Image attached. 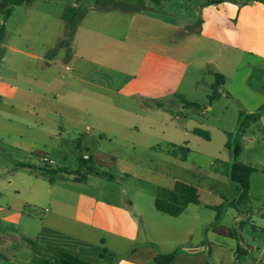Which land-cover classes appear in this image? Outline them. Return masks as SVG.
I'll return each instance as SVG.
<instances>
[{
	"label": "crops",
	"instance_id": "0c3cea01",
	"mask_svg": "<svg viewBox=\"0 0 264 264\" xmlns=\"http://www.w3.org/2000/svg\"><path fill=\"white\" fill-rule=\"evenodd\" d=\"M71 1L78 9L77 30L65 47L59 43L69 7L55 17L33 1L15 7L7 21L0 13V147L9 143L17 153L16 167L0 169V264H61L59 249L91 264H251L258 250L253 264H264L259 239L252 246L244 231H232L222 215L217 219L215 208L223 205L227 214L233 208L215 190L214 203L204 202L199 191L200 204L174 217L156 209V197L146 205L131 197L126 180L129 170L143 166L135 158L144 155L183 162L181 136L195 135L199 127L190 125L193 118L169 116L157 102L182 96L193 65L218 68L224 86L223 65L248 66L241 82L247 84L253 72L260 88L246 86L237 98L250 114L264 106V3L165 0L157 6L143 0V7L126 9ZM16 12L17 38L9 40ZM9 52L17 58L9 61ZM16 68L17 79L8 75ZM63 130L76 139L66 142ZM75 149L107 177L83 169L51 180L44 168L65 165ZM159 163L156 173L165 178L168 163ZM73 166L61 168L78 171L79 161ZM176 182L183 181L157 186L172 189ZM251 219L238 216L235 223ZM207 224L203 240L198 230ZM252 226L264 237V226ZM170 254L169 263L157 262Z\"/></svg>",
	"mask_w": 264,
	"mask_h": 264
},
{
	"label": "rangeland",
	"instance_id": "374dc122",
	"mask_svg": "<svg viewBox=\"0 0 264 264\" xmlns=\"http://www.w3.org/2000/svg\"><path fill=\"white\" fill-rule=\"evenodd\" d=\"M34 1L36 8L54 12L53 15L55 17L63 13L65 6H72L71 0ZM143 4V0H113L107 7L117 6L126 9H138L139 7H143ZM61 18L64 20V17ZM9 24L8 38L11 40L17 38V12L9 20ZM65 51L68 52V49L66 48ZM15 58H17V54L9 52V61ZM222 67L227 73L226 78L228 82L226 86L223 85L219 89H213L215 75L221 74L217 70V67L214 70L213 65L206 64L203 68L199 65H193L181 89L182 96H186L187 98L171 95L160 101L164 104L165 109L170 112L169 114L171 115L169 116H173L175 119L177 117L185 119L193 118L190 125H196L202 130L207 131L211 136V140L207 141L191 133L187 136H181V139L186 137V140H183L184 142L181 143L182 147L191 149L186 162H182L179 157L168 158L162 153L135 158L142 161L141 164L143 166L128 171L127 186L130 196L139 198L144 205L148 203L147 200L150 197L155 199L158 183L170 185V183H167V180L170 182L173 178L186 183H192L196 187H199L201 199L204 202L214 203L216 201L218 195H213V190L223 195L228 201H233L239 199L241 195V189L234 185L229 177L233 163L237 160L239 163L256 168L257 171L250 177L251 196L240 206H229V208L233 209L228 214L225 211L222 212V216L225 225L231 228L232 231H235L237 234L244 231L243 238L248 244L254 246V238L259 239L256 243L261 249L264 245V237L253 230L252 224L264 226V119L257 121L249 117L248 114L250 113L241 105V102L237 98V96L243 95L242 90L246 86L250 88L253 85L256 88H260L259 83L261 81L252 72L247 84L242 83L241 79L250 69L248 70V66L246 68L241 67L240 62L226 64L225 67L224 65ZM59 72L66 76L68 75L65 69L61 68ZM8 75L17 79V68L12 72H8ZM214 93L218 98L211 103L210 96ZM209 106H212V109L206 110ZM153 112L156 113V118H162V115L159 116L157 111L153 110ZM11 116L17 119V116H13L12 113ZM61 118L63 119L65 116ZM64 131L61 133L66 142L69 143L76 139V135L73 133L68 135ZM161 144V146L165 147L162 141ZM237 147L240 149V155L236 159L234 150ZM165 148L168 149V147ZM178 154L181 157L180 151ZM80 156L79 150L76 151L75 149V154H71L69 161L65 165L54 166V170H60L62 166L73 168L75 163L78 165V161L80 165ZM151 160L153 164H150ZM162 160L168 163L166 168L171 171L165 177L167 180L159 173H156V171H161V167L159 166L161 163L159 162ZM16 162L17 153L11 149L9 143H6L4 148L0 147V169L16 167ZM135 163L138 162L135 161ZM108 172L117 175L116 170H108ZM112 174L109 175L113 176ZM132 187L136 190H132ZM247 215L252 217L250 221L235 223L236 217L240 216L241 220H244ZM210 225L207 224L202 230H198L199 238L206 239V231L210 228ZM244 225H246L245 230H242ZM254 254L255 257L252 256V259H250L251 264L259 258L258 250L254 251Z\"/></svg>",
	"mask_w": 264,
	"mask_h": 264
},
{
	"label": "trees",
	"instance_id": "16d2710c",
	"mask_svg": "<svg viewBox=\"0 0 264 264\" xmlns=\"http://www.w3.org/2000/svg\"><path fill=\"white\" fill-rule=\"evenodd\" d=\"M34 0H0V13L3 14L5 21L12 15L14 8L17 6L31 4ZM78 1V0H77ZM99 7H107L109 6L113 0H93ZM147 2H151L157 6H161L163 1L165 0H145ZM227 0H204V5L209 4H220ZM242 1L243 3H249L252 1H258L264 3V0H237ZM77 15L78 9L76 7H69L66 12V32L65 38L59 43L60 47L69 46L71 41L74 38V35L77 30ZM5 32L4 25L0 28V39L3 37ZM225 84V77L221 74L215 75V83L213 84V89H219ZM218 96L214 93L210 96L211 103L214 102ZM159 107H164L162 102H157ZM264 114V106L261 107L255 113L248 114L249 117L259 121L261 116ZM194 134L204 138L207 141L211 140V136L207 131H204L200 128L194 129ZM228 146V144H227ZM181 155V159L186 161L191 150L187 147H180L179 149ZM239 147L235 148L234 155L235 158L240 155ZM85 169L87 172L99 175L101 177H107L105 173L100 172L90 160L85 159L83 157L80 158V168L78 171L71 172L69 169L60 170H51L44 168V171L51 175V180L53 176L59 172H68L72 174H80V171ZM257 171L256 168L251 166H247L245 164L237 162V160L233 163L231 172H230V180L233 184L238 186L241 189V195L239 199L228 201L226 199L225 203H228L229 206L236 207V205L240 206L243 202L248 200L250 197V177L251 175ZM110 179H113V176H110ZM199 205L200 204V194L199 189L194 186L183 182H176L172 189L159 187L156 193L155 199V207L158 211L168 214L170 216H180L185 209L191 205ZM223 205L215 208L217 211V219H219L222 215ZM60 258L61 264H91L89 261L85 260L81 256L75 255L67 250H57ZM237 254H242L241 247L237 248ZM174 255L170 254L168 256H161L157 259V262H167L169 263L173 259Z\"/></svg>",
	"mask_w": 264,
	"mask_h": 264
},
{
	"label": "built area",
	"instance_id": "2783aa9c",
	"mask_svg": "<svg viewBox=\"0 0 264 264\" xmlns=\"http://www.w3.org/2000/svg\"><path fill=\"white\" fill-rule=\"evenodd\" d=\"M45 161H47V159H45Z\"/></svg>",
	"mask_w": 264,
	"mask_h": 264
}]
</instances>
